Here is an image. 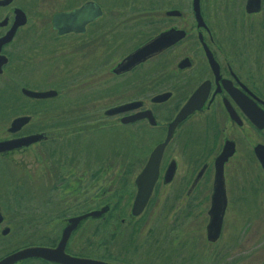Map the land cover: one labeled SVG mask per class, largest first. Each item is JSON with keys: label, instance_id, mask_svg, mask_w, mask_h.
Returning <instances> with one entry per match:
<instances>
[{"label": "flooded vegetation", "instance_id": "af4514ba", "mask_svg": "<svg viewBox=\"0 0 264 264\" xmlns=\"http://www.w3.org/2000/svg\"><path fill=\"white\" fill-rule=\"evenodd\" d=\"M87 1L99 6L100 15L82 31L59 33L54 16ZM115 1L109 0L108 9L94 0L71 1L52 13L46 29L53 40L43 41L33 37L31 0H0V264H154L151 254L169 264L173 255L182 258L178 264L197 256L202 263L210 257L216 264H264V0H197V8L195 0ZM169 30L183 36L131 69L114 71L135 49ZM66 38L77 101L71 107L62 102V75L47 84L46 63L66 58ZM25 89L56 94L33 97ZM158 95L163 99L154 100ZM101 96L110 103L99 109L94 101ZM196 96L198 106L172 127ZM120 106L126 108L108 112ZM170 124L155 182L135 215V179ZM96 129L113 130L132 145L155 139L127 202L95 200L90 181L96 145L89 136ZM226 146V204L212 240L215 161ZM177 153L191 167L184 184L171 187ZM38 160L45 162L44 184L33 178H41L31 168ZM82 176L86 184L77 182ZM120 204L126 207L118 211ZM177 208L179 218L188 215L182 231L190 228L177 232L175 242L171 215ZM176 244L181 249L174 252ZM206 248L210 256L201 253ZM134 252L141 259L129 260Z\"/></svg>", "mask_w": 264, "mask_h": 264}, {"label": "rangeland", "instance_id": "374dc122", "mask_svg": "<svg viewBox=\"0 0 264 264\" xmlns=\"http://www.w3.org/2000/svg\"><path fill=\"white\" fill-rule=\"evenodd\" d=\"M31 1H32L33 9H36V10H33V13H32L33 30H35L33 32V37H35L34 40L49 41L53 39L51 37L47 38V36L51 32L50 30L46 29V26L50 25L48 21L50 20L52 13L59 8H64V7L69 6V3L71 1H74L75 4L77 3L82 4L86 0H31ZM94 1L102 3L103 9H108L109 4H110L109 0H94ZM112 1H113V4H116L117 2L115 0H112ZM103 21L104 20L102 19L101 21L98 22V24H103ZM67 42H69V44H64V54L66 58H64L63 60L60 58L57 62L55 61L57 59L52 60V61L48 60L46 63V69H47V74H48L47 84L49 86H52V84L55 83V80H56L55 75L59 74V75H62V77L64 78L62 102L65 107L67 106L71 107L77 101L74 100L73 98L74 92L72 90V86L74 84V80L71 79L72 78L71 73H69V70H67V68H72L74 64V61L72 59V53L71 51H68L67 49V47L70 46V42H71L69 38L64 39V43H67ZM129 48L130 47H127L123 50L127 51V49ZM168 56L170 57V59L168 60L169 62H171V52L167 55V57ZM66 60H68V62L65 65ZM169 65L170 64H168V66ZM56 69H58V72L56 71ZM41 74L42 72H39L37 78H40ZM71 95H72V98H70ZM115 97L116 96L112 97V101H114ZM107 101L108 100H104L103 96L95 97L94 104L99 109H102L105 106H108V104L110 103ZM63 130H67V126L64 127ZM150 134L151 132L148 131L146 133V136L151 137ZM89 138L90 140L94 141L96 145L95 155L93 156V162L95 165V177L92 178V180L90 181V183L96 186V193H95L96 202H103V201L104 202L120 201L122 203L127 202L128 200H130V195L132 194L134 190V183H133L134 178L136 174L139 172L140 168L144 165L145 160L149 154V151L154 147L155 139L151 137L147 139L148 141L143 144L132 145L120 139L119 135L117 136L113 130H111L110 133H107V134H100V131L98 129H96V133L91 134ZM175 147L177 148V144L175 145ZM176 156H177V160L179 163V167L176 172L175 181L173 182V185L171 187H177L179 185H183L184 180L187 177V173L189 172V169L191 167V166L190 167L187 166L186 162L185 163L182 162L183 156L179 155L178 153L176 154ZM44 164L45 162H43L42 160H38L34 164H32L33 166L31 168L35 170V173L36 174L41 173V178L40 176H33L34 179H37L36 180L37 184L45 183L41 181L43 178L47 177L45 175L44 176L42 175L44 172L42 170L44 168ZM48 168H49V165H48ZM28 169H30V167ZM125 170H127V173H125ZM70 178L71 177H62L61 179H65L69 181ZM49 180L50 179H48V181ZM68 181H66L64 184L71 183L70 181L69 182ZM77 182L86 184L88 182L87 176L80 177ZM56 183H58V181H56ZM105 187H109V189L106 190L107 188ZM124 207H126V205L124 204L117 205L116 210L118 209H119L118 211L123 210ZM179 211H180L179 208H177L174 210L175 213L173 212L171 215V226H172L171 234H176L177 232L182 233L183 231L186 233V231H188V229L190 228V227L186 228L187 226L186 225L182 231V226L185 223V220L186 222L188 221L186 219L188 215L187 216L183 215L179 218V215L177 214ZM173 214H176L175 215L177 216L176 219ZM233 216H234L233 206H231L228 211L227 218L230 220ZM188 219L189 221L193 220L191 217ZM174 237H175L174 238L175 242L179 241V236H177V234ZM96 242L99 243L98 240H96ZM171 242H173L172 239H171ZM180 249L181 248L179 247V245L176 244V249L174 250V252ZM201 250H202L201 253L207 254V255L209 254L210 256V251H211L210 248L201 249ZM134 253L135 255L128 256L129 260L136 261L137 258L141 259L139 252H134ZM180 255L181 257H185L183 253ZM151 258H150V261L155 262L154 264H169L167 260L163 262L164 259L158 260L155 256L152 257V254H151ZM208 258H209L208 260L206 259V261L202 263L200 257L197 256V259L196 257H193V259L189 260V264H216V263H213L210 257ZM181 259L182 258H178L177 256L173 255L171 258V263L178 264V261H181ZM128 264H134V262L128 263ZM181 264H186V261L182 262Z\"/></svg>", "mask_w": 264, "mask_h": 264}, {"label": "water", "instance_id": "95a60500", "mask_svg": "<svg viewBox=\"0 0 264 264\" xmlns=\"http://www.w3.org/2000/svg\"><path fill=\"white\" fill-rule=\"evenodd\" d=\"M197 4L198 2L197 0H195V8H197ZM100 13L101 10L96 3L92 1H87L84 4H82L79 8H75L69 12H62L56 14L53 19V24L54 27L58 29L59 33H64L70 30L82 31L84 25L89 21L95 19L97 16H99ZM182 36H183L182 33H179L178 31L171 32V30L160 33L158 36L154 37L153 39L146 42L145 44H143L142 46L131 52L129 55H127L121 61V63H119L116 66L114 71L116 73H120L131 69L138 63L147 59L152 54L158 53L163 49H165L166 47L170 46L171 43L177 41ZM24 92L33 97H50L56 94L55 90L36 92L25 89ZM160 99H163L161 98V95L154 97V100L156 101ZM197 100L198 97L196 96L185 104V106L181 109V111L177 115L176 121L172 123V127L176 124V122H178L180 119H182L193 109H195V107L198 106L197 105L198 103L196 102ZM125 108L126 106H122V107L120 106L115 109L109 110L108 112L110 113L115 111H122ZM21 120L24 119H16L15 122ZM170 137H171V124L165 141L157 145L153 149L142 172L135 179V183L137 185V194L134 199V204L132 207V213L135 215H137L143 209L149 197L151 188L157 176V170L163 148L168 142ZM230 153L231 152H227V146H226V152H224L223 150V153L220 154L215 161L216 171L214 178V191L212 194V205L209 210L210 219L208 223V237L209 239L212 240H214L219 233V229L222 222V216L225 209L226 199H225L224 183L222 177V164L224 162V159H226ZM101 212L102 210L97 211V213L94 214L99 215Z\"/></svg>", "mask_w": 264, "mask_h": 264}]
</instances>
